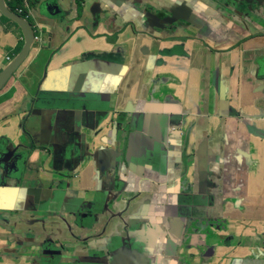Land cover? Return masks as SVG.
Returning <instances> with one entry per match:
<instances>
[{"label": "crops", "instance_id": "0c3cea01", "mask_svg": "<svg viewBox=\"0 0 264 264\" xmlns=\"http://www.w3.org/2000/svg\"><path fill=\"white\" fill-rule=\"evenodd\" d=\"M23 2L42 37L0 89V145L13 148L25 141L21 117L24 112L32 115L37 95V108L74 101L102 112L138 116L147 129L140 131L145 141L153 134L155 147L164 152L160 149L150 158L156 169L141 161L123 165L112 200L109 178L78 156L57 160L59 169L66 163L75 168L57 187L45 185L34 193L27 176L0 187V264H43L38 255L50 244L41 250L44 238L18 232L20 227L39 229L42 219L64 232L58 238L52 235L53 253L61 251L56 241L75 253L77 249L80 256L88 244L101 247L102 239L86 241L84 231L74 238L73 221L66 228L68 216L106 228L111 236H130L132 245L124 254L129 264L140 262L131 253L142 249L149 253L150 264H264V15L246 26L235 19L204 18L198 23L192 18L191 26H183L190 31L180 27L150 33L138 20L139 11L151 3L164 15L166 0H84L80 17L77 0ZM203 2L209 8L210 2ZM95 3L101 8L93 17ZM190 7L197 9L198 4L190 0ZM175 35V48L182 44V55L176 54L177 48L175 53L160 47ZM22 38L21 28L0 14V71ZM109 55L117 56L115 61L121 58L119 65L105 70L102 62L94 61ZM45 66L48 82L42 88ZM82 70L93 76L91 91L71 77ZM144 82L150 90L140 100ZM72 117L65 116V121L72 123ZM57 125L56 115L53 130ZM63 131L58 130L55 141L69 140L73 146V130L65 128V136ZM84 131L80 127L79 136ZM28 153L33 169L41 168L43 160L49 167L48 154ZM0 172L7 177L11 173L1 164ZM128 204L139 208L136 222L119 229L112 217ZM199 217V232L190 230ZM25 220L29 226L23 225ZM226 232L231 234L228 242L218 249ZM203 238H208L209 248L201 244L200 253L182 257L190 240ZM29 248L33 252L28 257L23 250ZM43 259L59 264L55 254Z\"/></svg>", "mask_w": 264, "mask_h": 264}, {"label": "water", "instance_id": "95a60500", "mask_svg": "<svg viewBox=\"0 0 264 264\" xmlns=\"http://www.w3.org/2000/svg\"><path fill=\"white\" fill-rule=\"evenodd\" d=\"M198 4V8L194 9L190 7V0H166L164 9L165 15L162 17L155 11V6L153 4H148L146 12H141L140 20H143L142 24L144 28L147 29H160L165 30L171 27L172 29L184 28L183 26H191L194 21L191 18L194 15L195 20L198 23L203 22L204 18L214 19L218 22H224L225 19H235L241 21V23L246 26V22L250 21L253 17H259L263 19L264 11V0H193V2ZM203 1H209L210 6L207 8L206 3ZM254 8H253V7ZM99 5L94 4L90 10L94 15L98 11ZM0 12L6 17L15 21L21 28L24 34V44L19 51V53L14 57L1 71H0V89L6 84L8 79L13 75V73L18 69V67L25 61L29 54V48L33 40V31L31 24L28 20L21 17L19 14L11 11L5 0H0ZM196 27L201 30V28L196 25ZM188 31V28H184ZM153 33V30L150 31ZM177 46L176 48H179ZM174 48V50H176ZM44 75V74H43ZM73 81L80 80L84 82L85 87L88 90H92V80L86 70H82L79 73L73 72L71 75ZM48 78L46 79V81ZM50 102V101H48ZM54 103V101H53ZM86 109L85 104H78L74 101L67 103L54 104L52 107L48 108H37L31 105L30 112L32 115L25 118L24 130L27 133L25 141L14 145L13 148L5 146L1 143L0 145V164L3 167H8L11 171L10 175L7 177L0 172V187H10L12 179H18L23 181L24 176H27L31 182L34 183V193H37L40 188L49 185L51 188L56 184V187L62 184L61 179H68L67 171L72 170L68 167V163L63 169L59 171H54L53 163L56 164L57 160L64 159L66 157H75L82 159L93 160L94 167L99 168L100 172L106 175L111 182V191L109 193V199H113L115 193H113L118 187L117 184L120 182L119 172L122 166H127L130 164L134 157L129 158L127 156L128 147L132 149V144L130 139L126 136L127 131L131 130V124L127 117L118 115L116 118L108 113H102L98 110L90 111ZM82 110V111H81ZM58 112H62L63 115L68 116L73 113L75 116V123L80 122L78 126H74L73 132V146L69 140L67 141H55L52 134L53 123L55 121V116ZM79 114V115H77ZM142 120V119H141ZM143 123V122H142ZM119 125V131L114 133L112 128L114 125ZM80 126L85 130L84 133L80 134ZM131 135L133 131L130 132ZM138 135V134H137ZM125 137L127 139V149L119 150L117 143L124 142ZM55 141V142H54ZM129 142V144H128ZM139 143L142 145L144 142L140 137L134 141L135 145ZM129 145V146H128ZM102 147L106 148L107 153L101 152ZM30 153L42 156L43 153L48 154L47 157L50 158L49 167L46 168L42 166L41 168L33 169L30 165L31 157ZM47 157H45L47 159ZM153 157V153L150 154V158ZM39 160V158H38ZM123 161V162H121ZM40 162V161H39ZM42 164V162H40ZM52 163V164H51ZM116 166H118L116 168ZM72 167V166H71ZM157 164H153L155 169ZM57 168V167H56ZM34 171V175L30 172ZM59 169V168H57ZM14 171V172H13ZM51 177L53 179H47ZM64 183V182H63ZM139 208L132 204H128L124 207L119 214L114 215L112 218L118 222L119 229H126L134 222L133 217L138 215ZM123 216V218H121ZM67 225L70 224V217L68 216ZM198 221L200 217L197 218ZM205 226H210V221L204 218ZM183 223V221H182ZM194 221L190 223V230L196 229L194 226ZM23 225L29 226L27 220L23 222ZM78 230L80 232H97L98 234L93 236L96 239H102L103 244L98 249H94L91 245H86L83 248V253L85 256H80L74 252L72 248L64 247L59 241L55 244H59L61 251L59 253H53L52 249L54 245L51 237H59L60 234H64L62 230L51 229L49 224L41 221V227L36 229L35 227H20L18 232L24 231L25 233L33 234L36 239L41 240L44 238V242L40 245L42 250L46 244L49 243L50 246L46 248V253L38 255L41 263H45L43 257L45 255L51 256L55 254L59 264H129L130 257H124L132 245V240L130 236L127 237H117L111 236L106 228L99 227L95 224H88L85 222L76 223ZM109 228L108 226H106ZM17 232V233H18ZM70 233V231H69ZM78 238L77 233L75 232ZM172 235L177 236L175 232ZM90 241V240H87ZM39 248V247H38ZM33 252V248L23 250L24 255H29ZM131 254H137L139 261L137 264H150V259L148 257L149 253L142 249L141 251L132 252ZM34 256V255H32ZM135 264V263H134Z\"/></svg>", "mask_w": 264, "mask_h": 264}, {"label": "clouds", "instance_id": "9594fccd", "mask_svg": "<svg viewBox=\"0 0 264 264\" xmlns=\"http://www.w3.org/2000/svg\"><path fill=\"white\" fill-rule=\"evenodd\" d=\"M5 3H6V5H7V7H8V4H7V0H5ZM95 4H98V3H95ZM149 4H151V3H149ZM99 5V4H98ZM154 5V4H153ZM83 6H84V0H80V3H79V5L78 4H76V12H77V14H79V16H77V17H80L81 16V14H82V10H83ZM155 6V11L157 12L158 11V7L156 6V5H154ZM22 7H23V9L25 10V12L26 13H24V15H23V13H19L18 12V8L19 7H17V9H16V11H13V12H15V13H17V14H19L21 17H23V18H25L26 20H28L29 21V11L27 10V9H25V6H24V2H23V5H22ZM9 8V7H8ZM100 5H99V9H98V11H96V13H98V12H100ZM147 8V7H146ZM146 8L145 9H143V10H140L141 12H146ZM10 9V8H9ZM11 10V9H10ZM12 11V10H11ZM141 12H140V14H139V16H138V20H140V15H142L141 14ZM90 13H91V10H90ZM95 13V14H96ZM158 13V12H157ZM0 14H1V16L3 17H6L5 15H3L1 12H0ZM95 14L93 15L92 13H91V15L93 16V17H95ZM165 15V14H164ZM164 15H160V16H164ZM3 17V18H4ZM192 18H194V15H193V17ZM191 18V19H192ZM5 19H9L10 20V18H8V17H6ZM12 20V19H11ZM13 21V20H12ZM143 21V20H142ZM13 22H15V21H13ZM30 22V21H29ZM16 23V22H15ZM17 24V23H16ZM31 24V27H32V31H33V40H32V43H31V45H30V48L33 46V44H35L37 41L38 42H40L41 41V37H42V33H41V31H40V29L38 30V29H36L35 30V27L32 25V23H30ZM18 25V24H17ZM143 25V24H142ZM19 26V25H18ZM196 26V25H195ZM20 27V26H19ZM21 28V27H20ZM171 27H169L168 29H165V30H169ZM21 30H22V28H21ZM145 30H148L147 28H145ZM151 30H154L153 28L151 29ZM155 30H160V29H155ZM185 30V29H184ZM186 31V30H185ZM188 31H190V29L188 30ZM36 32V33H35ZM22 33H23V31H22ZM36 35H38V37L36 36ZM20 44H22L21 45V48H22V46H23V44H24V34H23V38H22V40L19 42V44L17 45V47H16V49H15V52L14 53H12L11 55H7L6 56V60L8 61V63L14 58V57H16V55L19 53V51L21 50V48L18 50V46H20ZM30 48H29V50H30ZM179 48H183V47H179ZM29 55V54H28ZM28 57V56H27ZM26 57V58H27ZM7 63V64H8ZM6 64V65H7ZM5 65V66H6ZM4 66V67H5ZM3 67V68H4ZM2 68V69H3ZM19 68V67H18ZM17 71V70H16ZM15 71V72H16ZM14 72V73H15ZM13 73V74H14ZM47 79V78H46ZM46 79H44V77H43V80H42V83L40 84V87H44V85H46L47 84V82H48V80L46 81ZM77 83H79V84H83L84 85V82H82V81H80V80H75ZM144 86L142 87V89H140L139 88V98H140V100H145V99H147V97H148V94H149V90H150V85L149 84H147V83H145L144 82ZM3 88V87H2ZM1 88V89H2ZM102 95V97H104L103 96V94H101ZM37 96V95H36ZM36 96H34V98L33 99H35L36 98ZM79 104H83L82 102H80ZM34 107V106H33ZM84 110H92V111H96L95 109H91V108H89V106H86V109H84ZM82 111V110H81ZM99 112H102L103 110H98ZM102 113H104V112H102ZM105 113H108V114H110V115H113V117L114 118H116L118 115H120V114H116V112H115V110H111V111H105ZM71 114H73V113H71ZM71 114H69L68 115V117H70V115ZM124 117H127L128 118V121H129V123L131 124V130H130V132L131 131H133V133H132V135H131V133H130V137H129V139H130V141H131V144H132V150H133V155L131 156V157H134L133 158V160H132V162L130 163L131 165L132 164H136L138 161H141V162H143L144 163V165H150V166H152V168H153V164H151V160H150V154L151 153H153V155L156 153V152H158L160 149L163 151V149L162 148H160V147H155V141H153L154 139H155V136L152 134V135H150L149 136V138L145 141V139H144V137L140 134V131L141 132H143V133H145L146 131H147V129H143L142 127H141V118L140 117H138V116H124ZM81 127V126H80ZM137 131H139V132H137ZM138 134V135H137ZM137 136L138 137H140V141L142 140L144 143L142 144V145H139V143H137L136 145H135V148L136 149H134V141L137 139ZM70 139H72L71 138V135H70V137H69ZM125 141H124V147L123 148H118L119 150H123V149H127V139H126V137H125V139H124ZM153 141V142H152ZM101 152L103 153V152H107L106 151V148L105 147H102V149H101ZM88 163H92V165L94 166V164H93V160H91V159H89V162ZM68 167L72 170H75V168H73V167H71L70 165H68ZM157 167H158V165H157ZM156 167V168H157ZM155 168V169H156ZM63 169V168H62ZM154 169V168H153ZM75 172V171H74ZM73 172V173H74ZM72 175V172H68L67 173V176H68V178L70 177ZM73 218V219H72ZM72 221H73V226H74V228H75V232L77 233V235H78V233L80 232L79 230H78V227L76 226V223H78V220H77V218H75V217H71V219H70V224L69 225H72ZM193 222V221H192ZM194 226L196 225V229H193V231H197V232H199L198 230V224H199V221L197 220V221H194ZM84 232H86V231H84ZM87 234H88V239H86V241L87 240H92L94 237L92 236L93 235V233H96V232H94V231H91V232H86ZM230 233L229 232H226L225 233V235L223 236V237H221V240H220V242H219V245H218V249L219 248H221V247H223L227 242H228V238L230 237ZM211 237V236H210ZM79 238V237H78ZM209 238V237H208ZM208 238H203V239H198V240H190V242L187 244V251H186V253H184V254H182V257H188V253L189 252H192V253H200L201 252V250H203L202 248H200V245L201 244H203V246H204V249H206V248H209L210 246L207 244V242H205ZM189 259V258H188ZM188 259L186 260L187 262H188ZM135 264H137L136 262H134Z\"/></svg>", "mask_w": 264, "mask_h": 264}, {"label": "flooded vegetation", "instance_id": "af4514ba", "mask_svg": "<svg viewBox=\"0 0 264 264\" xmlns=\"http://www.w3.org/2000/svg\"><path fill=\"white\" fill-rule=\"evenodd\" d=\"M185 28H187V27H185ZM36 33V32H35ZM37 37H38V35H36ZM38 42V41H37ZM184 53V50H183V48H177V54H179V55H182ZM43 77H44V79H46V78H48V69L46 68V66H45V71H44V75H43ZM34 103H35V101H34V99H33V101H32V104L31 105H33L34 106ZM50 105H54V103L52 102V103H50ZM57 117H58V125L56 126V128L53 130V132H54V137L56 138V136H57V132H58V130L60 129V130H62V129H64V131H63V134H64V136L66 135V132H65V128L67 129V128H71L73 131H72V133H71V138L73 137V132H74V122H75V116L73 115V117H72V123L71 122H66L65 120V115H63L62 114V112H58V114H57ZM55 122V121H54ZM112 131L114 132V133H117L118 131H119V125L118 124H116V125H114V127L112 128ZM126 136L129 138L130 137V131H127V133H126ZM59 141V140H58ZM128 144H129V142H128ZM117 145H118V147L119 148H123L124 147V142H118L117 143ZM129 146V145H128ZM163 152H164V150H163ZM107 153V152H106ZM108 154V153H107ZM133 155V150L130 148V147H128V152H127V156L129 157V158H131V156ZM52 164V163H51ZM142 165H144V164H142ZM134 166H138V164L136 163ZM53 167H54V169H56V170H54L55 172L56 171H59V170H61L62 168H63V166L60 168V169H57V168H59V166H58V161L56 162V164L55 163H53ZM57 167V168H56ZM118 166H116V168H117ZM72 174H73V172H74V170L72 169ZM71 177V176H70ZM69 177V178H70Z\"/></svg>", "mask_w": 264, "mask_h": 264}, {"label": "rangeland", "instance_id": "374dc122", "mask_svg": "<svg viewBox=\"0 0 264 264\" xmlns=\"http://www.w3.org/2000/svg\"><path fill=\"white\" fill-rule=\"evenodd\" d=\"M176 37H177V35H175L174 36V38L172 39V40H170L169 41V43L167 44V43H163V44H160V47H165V50H168L169 52H172L173 50H174V48H175V46L176 45H174V44H177V42H176ZM179 41H181V40H179ZM155 44H159V43H155ZM174 45V46H173ZM180 47H182V44H178ZM159 47V48H160ZM156 48V47H155ZM158 49V48H157ZM174 52L176 53V51L174 50ZM87 54V56H88V58H90V57H92L88 52L86 53ZM177 54V53H176ZM99 57H101V58H104V59H96V60H94V61H96V62H102L101 63V65H102V67L103 68H105V70H108V69H111L112 67H114V66H117V65H119V63H120V61H121V58H118L117 59V61H115L116 60V58H117V56L115 57V56H113V55H109V56H99ZM176 58H177V55H176ZM178 63V58L176 59V64ZM108 68V69H107ZM86 69V68H85ZM87 71V70H86ZM88 72V71H87ZM13 76V75H12ZM11 76V77H12ZM10 77V78H11ZM93 77V76H92ZM9 78V79H10ZM95 78L96 79H98V80H100V79H102L103 77H100V76H95ZM8 79V80H9ZM12 93V91L9 93V95ZM28 113H26V112H24L23 114H22V117H21V122H22V124L24 123H26L25 122V118H28ZM69 160L71 159V157H69L68 158ZM45 162H46V160H43L42 161V166H45ZM48 164V163H47Z\"/></svg>", "mask_w": 264, "mask_h": 264}, {"label": "trees", "instance_id": "16d2710c", "mask_svg": "<svg viewBox=\"0 0 264 264\" xmlns=\"http://www.w3.org/2000/svg\"><path fill=\"white\" fill-rule=\"evenodd\" d=\"M77 2H78V5H79L80 0H77ZM7 4H8V7H9L12 11H16L17 7H22V5H23V0H7ZM23 15H24V13H23ZM3 17H4V16H3ZM4 18H6V17H4ZM21 45H22V44H20V46H18V47H19L18 50L21 48Z\"/></svg>", "mask_w": 264, "mask_h": 264}, {"label": "built area", "instance_id": "2783aa9c", "mask_svg": "<svg viewBox=\"0 0 264 264\" xmlns=\"http://www.w3.org/2000/svg\"><path fill=\"white\" fill-rule=\"evenodd\" d=\"M18 12H19V13H26L25 10L23 9V7H19V8H18Z\"/></svg>", "mask_w": 264, "mask_h": 264}]
</instances>
